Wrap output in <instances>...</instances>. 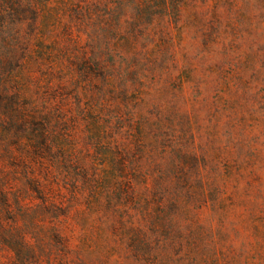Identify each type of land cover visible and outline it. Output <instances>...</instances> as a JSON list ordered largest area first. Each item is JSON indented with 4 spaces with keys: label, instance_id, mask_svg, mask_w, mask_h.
Returning <instances> with one entry per match:
<instances>
[{
    "label": "rangeland",
    "instance_id": "1",
    "mask_svg": "<svg viewBox=\"0 0 264 264\" xmlns=\"http://www.w3.org/2000/svg\"><path fill=\"white\" fill-rule=\"evenodd\" d=\"M2 61L0 264H264V0H0Z\"/></svg>",
    "mask_w": 264,
    "mask_h": 264
},
{
    "label": "trees",
    "instance_id": "2",
    "mask_svg": "<svg viewBox=\"0 0 264 264\" xmlns=\"http://www.w3.org/2000/svg\"><path fill=\"white\" fill-rule=\"evenodd\" d=\"M10 66V64H6V62L0 63V67H2V70L0 69V118H9L11 116V110L12 108H8V104L11 102L14 103L16 101V94H10L8 90L9 88V79L11 78L9 76V73L6 72V69ZM2 183L0 182V197L3 196Z\"/></svg>",
    "mask_w": 264,
    "mask_h": 264
}]
</instances>
